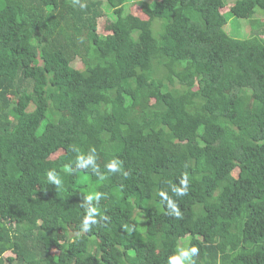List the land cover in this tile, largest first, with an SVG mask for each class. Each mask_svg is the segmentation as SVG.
<instances>
[{
  "label": "trees",
  "instance_id": "16d2710c",
  "mask_svg": "<svg viewBox=\"0 0 264 264\" xmlns=\"http://www.w3.org/2000/svg\"><path fill=\"white\" fill-rule=\"evenodd\" d=\"M149 2L0 0V264H264V0Z\"/></svg>",
  "mask_w": 264,
  "mask_h": 264
},
{
  "label": "rangeland",
  "instance_id": "374dc122",
  "mask_svg": "<svg viewBox=\"0 0 264 264\" xmlns=\"http://www.w3.org/2000/svg\"><path fill=\"white\" fill-rule=\"evenodd\" d=\"M132 2L134 0H131ZM130 2V1H129ZM152 1H150L149 3H151ZM104 11L107 12L105 14V16L100 19L99 23H98V27H99V33H106L108 32L109 28H110V21H111V10L108 9L107 6H104ZM229 5L228 8H224L222 9V13H225V16L227 18V23L225 25V29L227 30L228 34L231 35L232 37H239V38H245L249 35L250 33V23H249V18L245 17L244 19H239L236 18L235 16H232L228 10H229ZM137 12V11H136ZM254 18H258L261 19L262 21H264V14H262L261 12H257L254 14ZM76 67L81 68L82 64L80 61H77L76 63ZM234 173H236L234 171ZM190 240V236L189 235H184L180 238V240L178 241V245H177V250L181 251V249L187 245V243ZM8 253H6L5 255H7ZM193 261L194 262H199L202 263L203 259L199 256V254H196L193 256Z\"/></svg>",
  "mask_w": 264,
  "mask_h": 264
},
{
  "label": "clouds",
  "instance_id": "9594fccd",
  "mask_svg": "<svg viewBox=\"0 0 264 264\" xmlns=\"http://www.w3.org/2000/svg\"><path fill=\"white\" fill-rule=\"evenodd\" d=\"M152 1V0H150ZM79 0H74V3H78ZM81 8L85 7L84 4L80 5ZM80 159L83 161V157H80ZM84 163H91V157L88 158L87 161H83ZM109 167L114 168V165H110ZM66 171H70L69 169L66 168ZM49 179H52V175L51 173H48ZM89 199H91V196L89 197ZM177 215H179V213H177ZM89 220L93 219L92 214H89L88 217ZM191 252L192 253H197L198 249L196 246H192L191 248ZM189 258V253L188 251H179L176 255L169 257V264H184V261L187 260Z\"/></svg>",
  "mask_w": 264,
  "mask_h": 264
}]
</instances>
